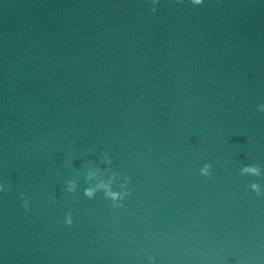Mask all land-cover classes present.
Returning a JSON list of instances; mask_svg holds the SVG:
<instances>
[{"label":"clouds","instance_id":"obj_1","mask_svg":"<svg viewBox=\"0 0 264 264\" xmlns=\"http://www.w3.org/2000/svg\"><path fill=\"white\" fill-rule=\"evenodd\" d=\"M151 2L153 3V5L157 4L159 2V0H151ZM177 2H181V0H177ZM204 2V0H191V3L193 5H202ZM153 12H156L157 9L156 7L152 8ZM259 111L264 112V104L259 105ZM91 152H94L95 149H90ZM104 162L111 164V159L108 158L107 156L104 157ZM252 174L255 176H261L264 175V173L261 172L260 166L259 165H244L241 168V174ZM92 172L89 171L85 176V182L88 185L87 187H85L83 189V195L89 199H95L97 194L103 190V195L104 198L106 200L111 201L112 207L113 208H119L122 207V201H124L128 196L131 195V190L127 187V184L131 181V177L130 176H124V180L126 181V183L121 184L120 188L122 189V191H117L114 190L111 187L110 183H103L101 182L100 184L96 185V186H92L89 182L92 179ZM199 175L203 176V177H211L213 175V165L211 163H205L200 169H199ZM114 179V176H113ZM250 189L252 190V192H254L257 196H264V190H262L261 185L257 182H252L250 184ZM65 188L66 191L70 194H74L79 190V184L78 181L76 179H69L65 181ZM6 190V186L5 185H0V191H5ZM53 199L55 200V197H53ZM24 207L25 210L29 209V201L27 199L24 200V203L22 205ZM73 218H72V213L71 211H69L64 218V223L67 226H72L73 224ZM156 257L155 256H151L149 257L150 261H155Z\"/></svg>","mask_w":264,"mask_h":264}]
</instances>
